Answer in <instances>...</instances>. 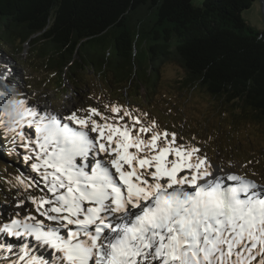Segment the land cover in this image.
Returning <instances> with one entry per match:
<instances>
[{
  "label": "snow or ice",
  "instance_id": "obj_1",
  "mask_svg": "<svg viewBox=\"0 0 264 264\" xmlns=\"http://www.w3.org/2000/svg\"><path fill=\"white\" fill-rule=\"evenodd\" d=\"M16 107L23 118L3 127L11 149L4 135L0 149L22 155L40 182L18 184L43 195H29L36 214L0 223V234L33 238L56 264H264V185L122 106L112 116ZM19 260L50 264L26 247Z\"/></svg>",
  "mask_w": 264,
  "mask_h": 264
},
{
  "label": "trees",
  "instance_id": "obj_2",
  "mask_svg": "<svg viewBox=\"0 0 264 264\" xmlns=\"http://www.w3.org/2000/svg\"><path fill=\"white\" fill-rule=\"evenodd\" d=\"M252 3L201 0L196 7L191 0H0V54L21 66L29 46L40 63L59 73L57 89L72 93L87 89L88 72L125 89L133 84L151 91L159 64L174 59L185 72L183 85H197L228 104L234 121L264 124V30H253L242 18ZM10 134L0 127L7 149ZM5 164L34 175L16 152L0 149V182Z\"/></svg>",
  "mask_w": 264,
  "mask_h": 264
},
{
  "label": "rangeland",
  "instance_id": "obj_3",
  "mask_svg": "<svg viewBox=\"0 0 264 264\" xmlns=\"http://www.w3.org/2000/svg\"><path fill=\"white\" fill-rule=\"evenodd\" d=\"M191 2L196 7L201 6V0ZM242 18L253 30L263 31L264 0H253L250 8L242 12ZM20 58L21 66L11 65L8 58L0 54V116L6 113V118L1 120L2 125L10 122L13 111L22 113L20 119L23 118V112L16 107L19 99H26L35 108L58 116H65L72 110L83 116L86 114L83 110L90 107L97 108L105 116H112L110 106H122L134 115H141L145 122L155 120L161 131L167 129L177 133L178 142L197 145L215 168L246 176L264 185V124L239 117L234 121L228 104L210 96L197 85H183L185 72L174 59L169 58L159 64L158 78L151 91L143 88L136 90L133 84L125 89L123 85L104 82L100 74L96 76L88 72L84 74L87 89L72 93L57 89L59 73L40 63L29 46H25ZM6 74L8 80H14V83L9 84L8 80L3 79ZM64 83L67 86L68 83ZM5 88L7 92L3 91ZM6 106L8 109L4 112ZM234 112L237 117V113H240L238 107L234 108ZM143 113L148 116L143 117ZM5 165L8 169L0 182V223L22 218L29 213L36 214L28 197L43 195L39 188L25 190L17 182V177H22L26 181L39 183L37 173L31 175L23 166L16 169L11 164ZM20 201H24V205L17 207ZM17 212L20 217H16ZM23 239L0 234V264H23L19 257L25 247L30 255L43 256L50 264H56L54 250L38 245L42 249L36 246V251L31 249L34 244L30 241H34L33 238L27 239L30 241ZM46 250L48 252L44 254Z\"/></svg>",
  "mask_w": 264,
  "mask_h": 264
},
{
  "label": "clouds",
  "instance_id": "obj_4",
  "mask_svg": "<svg viewBox=\"0 0 264 264\" xmlns=\"http://www.w3.org/2000/svg\"><path fill=\"white\" fill-rule=\"evenodd\" d=\"M21 117H22V113L13 111L12 113H10V117H9L10 122H6L4 125H0V127L6 126L8 128H13L15 127V122L18 121Z\"/></svg>",
  "mask_w": 264,
  "mask_h": 264
},
{
  "label": "bare ground",
  "instance_id": "obj_5",
  "mask_svg": "<svg viewBox=\"0 0 264 264\" xmlns=\"http://www.w3.org/2000/svg\"><path fill=\"white\" fill-rule=\"evenodd\" d=\"M0 83H1V79H0ZM36 246L38 247V244H37V245H34L33 248H31V249H35V250L37 251V247H36ZM44 247H45V246H44ZM35 250H34L33 253H35ZM49 250L52 251L51 249H49ZM47 252H48V251L46 250V251L43 252V253L45 254V253H47ZM38 256H39V255H38ZM42 257H43V256H42ZM54 261H55V259H54Z\"/></svg>",
  "mask_w": 264,
  "mask_h": 264
}]
</instances>
